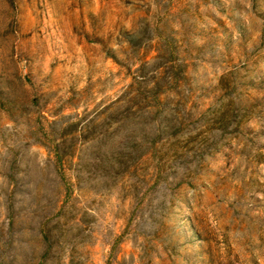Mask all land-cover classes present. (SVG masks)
Wrapping results in <instances>:
<instances>
[{
    "label": "rangeland",
    "instance_id": "1",
    "mask_svg": "<svg viewBox=\"0 0 264 264\" xmlns=\"http://www.w3.org/2000/svg\"><path fill=\"white\" fill-rule=\"evenodd\" d=\"M0 264H264V0H0Z\"/></svg>",
    "mask_w": 264,
    "mask_h": 264
},
{
    "label": "trees",
    "instance_id": "2",
    "mask_svg": "<svg viewBox=\"0 0 264 264\" xmlns=\"http://www.w3.org/2000/svg\"><path fill=\"white\" fill-rule=\"evenodd\" d=\"M162 58H164V59L166 58V59L170 60V59H172V54L168 53V51L166 50V51L162 52ZM157 87H158V85H156V87L154 89H157ZM157 91L155 93H157V94L160 93Z\"/></svg>",
    "mask_w": 264,
    "mask_h": 264
}]
</instances>
